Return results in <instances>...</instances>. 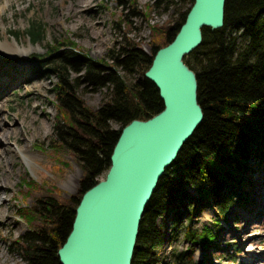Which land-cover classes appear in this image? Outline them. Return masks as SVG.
I'll use <instances>...</instances> for the list:
<instances>
[{
    "label": "trees",
    "instance_id": "1",
    "mask_svg": "<svg viewBox=\"0 0 264 264\" xmlns=\"http://www.w3.org/2000/svg\"><path fill=\"white\" fill-rule=\"evenodd\" d=\"M167 1L155 0L152 4L159 8ZM116 2L122 11L120 21L129 23L130 17L140 14L136 0ZM188 9L180 21L166 28L164 41L149 51L123 34L104 59L92 58L65 38L55 39L45 53L30 57L57 78L52 91L60 112L54 122L52 143L74 157L81 176L75 194L66 202L47 194L28 208V226L16 241L25 264H59L57 249L71 229L75 207L82 193L109 167L122 126L162 109L158 89L144 71L155 51L173 39ZM233 31L242 37L240 46ZM44 34L43 23L30 24L26 31L32 42L41 40ZM200 46L205 53L201 61L186 56L184 61L196 74L203 118L165 168L147 202L130 264H156V249L165 240L162 228L168 217L175 222L170 239L175 240L182 232L187 246L172 252L167 264H215L211 252L230 244L222 242L217 233L220 221L227 218L234 204L247 207L253 202L245 185L250 182L248 162H264V0H225L223 25L218 29L203 27ZM120 71L139 76L127 80ZM80 86L89 90L106 88L105 98L91 108L79 96ZM111 120L120 127L114 128ZM210 204L217 207L219 218L212 225L198 228L196 218ZM196 247L203 252L201 259L193 257ZM224 256L235 258L228 253Z\"/></svg>",
    "mask_w": 264,
    "mask_h": 264
},
{
    "label": "rangeland",
    "instance_id": "2",
    "mask_svg": "<svg viewBox=\"0 0 264 264\" xmlns=\"http://www.w3.org/2000/svg\"><path fill=\"white\" fill-rule=\"evenodd\" d=\"M71 1L74 0H0L2 6L10 3L0 14V38L16 49L15 53L9 54L0 48V118L7 115L11 131L16 133L0 143V157H3L0 159V201H3L0 205V264H25L16 241L28 226V208L37 198L47 194L66 202L75 194L81 176L74 157L52 143L54 122L60 112L52 91L57 78L45 72L44 65L30 62V57L45 53L55 39L65 38L92 58L104 59L108 49L123 34L149 51L164 41L166 28L180 21L192 2L169 0L157 8L152 4L155 0H136L140 14L130 17L128 23L120 21L122 11L116 0H85L75 10L70 7ZM33 23H43L45 27L44 37L36 42L26 36ZM233 34L240 46L242 37L238 31ZM203 51L199 45L185 56L194 62L201 61L205 56ZM121 73L127 80L134 81L139 76L138 73L131 76ZM82 87L78 88V93L85 103L91 108L99 106L105 98L106 88L89 90ZM110 123L114 128L120 127L116 120ZM18 148L33 153L36 163L33 169L23 161ZM248 166L250 171L246 174L250 183L245 189L253 198L252 205H234L226 220L220 221L217 232L223 242H230L225 252L235 258H225L223 250H215L210 255L215 264H264V162L249 161ZM106 171L98 179L104 177ZM71 177L74 180L76 177V185L69 188L64 181ZM187 189L194 191L190 187ZM200 216H204L202 220ZM215 217L217 208L211 206L209 213L199 215L196 225L211 223ZM186 222L187 219H183V224ZM174 224L170 217L165 220L162 228L165 240L156 249V264H167L172 252L187 246L182 232L175 240L170 239ZM194 257H201L199 248L195 249Z\"/></svg>",
    "mask_w": 264,
    "mask_h": 264
},
{
    "label": "water",
    "instance_id": "3",
    "mask_svg": "<svg viewBox=\"0 0 264 264\" xmlns=\"http://www.w3.org/2000/svg\"><path fill=\"white\" fill-rule=\"evenodd\" d=\"M225 0H193L173 39L159 47L144 76L163 107L122 126L104 177L87 188L71 229L57 249L59 264H130L144 208L165 168L202 121L197 79L184 56L202 40V28L218 29Z\"/></svg>",
    "mask_w": 264,
    "mask_h": 264
},
{
    "label": "bare ground",
    "instance_id": "4",
    "mask_svg": "<svg viewBox=\"0 0 264 264\" xmlns=\"http://www.w3.org/2000/svg\"><path fill=\"white\" fill-rule=\"evenodd\" d=\"M85 0H74V1H71V4H70V7L72 9H77L81 6V3L84 2ZM10 3L7 2L5 6H2L0 5V14L2 15V12L4 10L5 7L9 6ZM69 9V8H67ZM0 48L5 52V53H9V54H13L16 52V49L14 46H12L11 44H9L8 42L6 41H3L1 38H0ZM1 101H0V112H1ZM9 117L7 115H5L4 117L0 118V143L3 144V142L5 141L6 138L12 136V135H15L16 133L14 131H11V122L9 121ZM2 144H0V146H2ZM20 154H21V157L23 158V161L28 165L30 166L31 169H33V167L35 165H33L35 162H34V157H33V153L29 150H26V149H22V148H18ZM0 156H1V152H0ZM3 157H0V159H2ZM36 164V163H35ZM1 176V175H0ZM1 178V177H0ZM64 185L66 187H74L76 185V177H75V180L71 177V178H67L65 181H64ZM3 203V201H0V205ZM207 211L204 212V214H206Z\"/></svg>",
    "mask_w": 264,
    "mask_h": 264
}]
</instances>
